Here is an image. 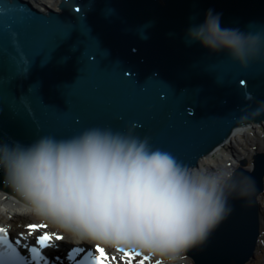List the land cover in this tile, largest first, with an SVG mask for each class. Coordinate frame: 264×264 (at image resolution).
Wrapping results in <instances>:
<instances>
[{
	"label": "water",
	"instance_id": "obj_1",
	"mask_svg": "<svg viewBox=\"0 0 264 264\" xmlns=\"http://www.w3.org/2000/svg\"><path fill=\"white\" fill-rule=\"evenodd\" d=\"M36 4L0 0V141L30 144L91 127L131 128L153 148L195 167L238 128L264 122V56L242 68L224 51L186 42L189 28L202 24L209 10L219 14L222 28L264 32V0ZM247 164L242 159L232 173L250 176L255 190L231 199V215L204 245L186 252L195 264L254 258L264 151ZM0 191L24 203L2 172Z\"/></svg>",
	"mask_w": 264,
	"mask_h": 264
},
{
	"label": "clouds",
	"instance_id": "obj_2",
	"mask_svg": "<svg viewBox=\"0 0 264 264\" xmlns=\"http://www.w3.org/2000/svg\"><path fill=\"white\" fill-rule=\"evenodd\" d=\"M186 42L224 51L242 68L264 56V32L222 28L212 10L189 28ZM0 172L24 211L74 238L169 261L204 245L231 215L230 200L255 190L250 176L185 166L131 128L91 127L30 144L0 141Z\"/></svg>",
	"mask_w": 264,
	"mask_h": 264
},
{
	"label": "snow or ice",
	"instance_id": "obj_3",
	"mask_svg": "<svg viewBox=\"0 0 264 264\" xmlns=\"http://www.w3.org/2000/svg\"><path fill=\"white\" fill-rule=\"evenodd\" d=\"M79 11V9H76ZM241 85H245L246 81L241 80ZM47 224H29L26 225L28 230V236H32L33 233L38 232L42 228H47ZM64 237L56 233L43 232L36 236L35 245L30 244L27 241V237L24 233H20L14 241H10L8 236V230L4 227H0V264H32L35 261V264H40L42 261L43 264H50L48 258L43 254V250L48 247H56L59 245L53 243V241H61ZM24 248L29 255L25 256L22 254L18 248ZM117 251L122 253L119 258L116 255H109L105 247L101 246L100 243H97L95 246V255L91 250H85L81 247H74L66 256V259L72 264H133V261H136V264H146V261L149 260V255H144L143 258L138 259L142 256L141 251L126 250L125 248H117ZM84 253L82 259L77 260V254ZM57 261L60 260L59 257L56 258ZM156 264H160L159 260L156 261Z\"/></svg>",
	"mask_w": 264,
	"mask_h": 264
},
{
	"label": "bare ground",
	"instance_id": "obj_4",
	"mask_svg": "<svg viewBox=\"0 0 264 264\" xmlns=\"http://www.w3.org/2000/svg\"><path fill=\"white\" fill-rule=\"evenodd\" d=\"M27 1H30V3L35 5L37 8H38V6L36 3H38L43 9L46 7H53V6H50V4H49L53 0H27ZM263 125H264V122L259 123V124L251 123L250 125H248L244 128H238L233 133L231 140L230 141L228 140L226 142L227 144L229 143V150L230 151L221 150L222 146H220L219 148H216V150L213 151L212 153H210L206 156L203 155L200 158L198 165L195 167L192 166L190 168H195L198 170H206L207 171V169H209L210 167H212L214 165L221 167L226 163H230L232 166H234L237 163V160L239 158H243V157L247 158L248 156L251 155V153H253L255 151L252 149L248 151L246 147H243V149H240L239 147L236 148L235 145L232 144V141L236 140V139H237V141H239L240 139L242 140L245 135L247 136V132L250 131V129H255V128H257V129H255L254 135H256V140L258 139V141H260V137L262 138V135L258 132V129L261 128V126H263ZM261 146H263L261 148H264L263 144H261ZM236 155H238L240 157L236 159ZM20 215H24V216H27L30 218H36L37 217L35 215H32V214L24 211V203H21V202L17 201L15 198L5 194L3 191H0V224H3V225L10 224L14 218L20 217ZM38 218H40V217H38ZM261 223H262V229L264 231V216H262V218H261ZM261 239H262V242L259 241V244L256 248V251L260 250L261 247L263 246L262 245V243L264 242L263 236L261 237ZM86 243L89 244V246H92L95 244V242H92V241L76 239L71 234L66 233V238L64 239L62 246H64V245L65 246H67V245L71 246V245H76V244H84L86 246L87 245ZM96 243H99V242H96ZM102 246H104V245H102ZM104 247H105V249H107V252L109 253L110 256L116 255L119 258V256L122 255V253L117 251V248L106 247V246H104ZM125 249L126 250H128V249L133 250L134 248H125ZM135 250H137V249H135ZM137 251H139V250H137ZM141 253H142V256L138 257L137 260L143 258L144 255H147V254H145V252H141ZM187 256H189V255H187ZM152 261H153V259L149 256V260L146 261V264H154V263H152ZM182 263H183V260H180L179 262H174V263L160 262V264H182ZM133 264H136V261H133ZM262 264H264V261L262 262Z\"/></svg>",
	"mask_w": 264,
	"mask_h": 264
},
{
	"label": "rangeland",
	"instance_id": "obj_5",
	"mask_svg": "<svg viewBox=\"0 0 264 264\" xmlns=\"http://www.w3.org/2000/svg\"><path fill=\"white\" fill-rule=\"evenodd\" d=\"M257 129V128H255ZM255 129H250V131L247 132V136L245 135L243 137V139L237 141L236 140H233L232 141V144L235 145L236 148H240V149H243V147H246L247 150H254V151H262L264 150L263 146H261V144L264 145V125L261 126V128L258 129V132L262 135V138L260 137V141H258V139L256 140V135H254V131ZM221 150H227V151H230L229 150V143L225 144ZM240 156L236 155V159L239 158ZM239 159H242V158H239ZM239 159L237 160V163L236 165L240 162ZM247 159L251 160V155L247 157ZM232 166L230 163H226L224 164L223 166L221 167H218L216 165L210 167L209 169H207V171L209 172H212V171H216L218 169H223L227 172H231V170L236 166ZM261 205L264 206V194L261 196ZM262 213H264V210L262 211ZM20 220H23L24 222H29V221H36L38 223H41V221H43L44 219L42 218H30V217H27V216H24V215H20V217H17V218H14L12 220V222L10 224H8L10 227H14V229H17L15 227H18V224H19V221ZM46 221V220H45ZM44 221V222H45ZM50 229L52 230H56L58 229L57 227L53 226L52 224H50ZM48 227V228H49ZM61 232L63 233V230H61ZM264 237V235H263ZM96 243V242H95ZM87 244V243H86ZM87 246H89V244H87ZM147 254V253H145ZM149 255L153 261L152 263H156L157 260H159V262H165V263H174V262H179L180 260H183V263L182 264H194L193 261L189 258V256H187L185 253L183 255H181L180 257H178L175 261H169L167 258H164V257H159V256H152L150 254H147ZM264 261V244L263 246L261 247V250L257 252V254H255V258L252 259V261H250V264H262V262Z\"/></svg>",
	"mask_w": 264,
	"mask_h": 264
}]
</instances>
